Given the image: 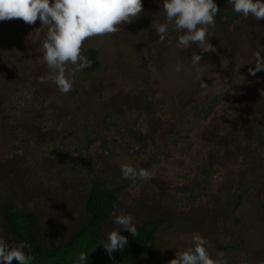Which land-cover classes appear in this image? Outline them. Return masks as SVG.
Returning a JSON list of instances; mask_svg holds the SVG:
<instances>
[{
    "label": "rangeland",
    "instance_id": "obj_1",
    "mask_svg": "<svg viewBox=\"0 0 264 264\" xmlns=\"http://www.w3.org/2000/svg\"><path fill=\"white\" fill-rule=\"evenodd\" d=\"M142 3L139 16L118 32L83 42L81 55L96 50L99 67L72 76L74 66L66 64L68 94L46 80L52 71L42 45L49 26L5 20L0 240L30 250L5 220L1 207L9 201L38 215V243L67 242L86 221L84 204L97 179L118 191L114 214L132 216L137 227L167 220L153 254L131 264H170L196 235L208 240L213 259L257 264L264 260V71L253 76L249 69L255 54H264V20L240 14L228 26L235 12L223 0L222 19L208 30L216 50L194 67L199 46L180 47L184 33L174 24L159 39L164 0ZM122 165L147 170L151 179H125ZM114 218L103 240L118 227Z\"/></svg>",
    "mask_w": 264,
    "mask_h": 264
},
{
    "label": "clouds",
    "instance_id": "obj_2",
    "mask_svg": "<svg viewBox=\"0 0 264 264\" xmlns=\"http://www.w3.org/2000/svg\"><path fill=\"white\" fill-rule=\"evenodd\" d=\"M227 2L235 13L245 18L252 16L257 21L264 20V0ZM142 9V0H0V21L22 19L27 24H35L39 19L42 25L49 26L47 41L42 45L43 58L52 71L46 80L68 94L72 90V82L65 75V65L71 63L74 66L72 76L90 66V62L81 55L83 42L91 37L118 32L120 25L131 23ZM163 11L165 21L156 29L160 41L166 39L169 25L174 24L184 33L179 37L180 47L199 46L198 54L191 56L194 67L203 60V53L216 50L208 42L209 27L214 26L220 11L216 0H164ZM253 64L255 66L249 69L251 75L264 71V54L256 53ZM176 70L180 71L179 65ZM46 80L41 78L42 83ZM121 172L125 179H151L149 171L129 165H122ZM114 215L113 223L118 227L101 242L109 256L122 251L128 244L121 230L133 236L137 233L132 216ZM208 243L206 238L194 236L193 247L177 253L170 264H226L222 256L217 259L211 257ZM14 259L18 264H31L32 257L25 253L24 245L15 246L0 240V264H12ZM78 259L81 264H87L88 254L81 253Z\"/></svg>",
    "mask_w": 264,
    "mask_h": 264
},
{
    "label": "trees",
    "instance_id": "obj_3",
    "mask_svg": "<svg viewBox=\"0 0 264 264\" xmlns=\"http://www.w3.org/2000/svg\"><path fill=\"white\" fill-rule=\"evenodd\" d=\"M217 5L220 11L216 15L215 21L219 24L222 19L223 0H217ZM239 15L228 13L226 21L228 26L232 25ZM6 27V22L0 21V36ZM83 56H88L91 59V65L84 68L83 72L91 73L99 67L96 50L90 49ZM117 201V190H109L103 187L99 180L92 179L84 204L85 223L71 235L67 242L53 248L37 242L38 215L21 212L14 203L9 201L3 203L1 208H3L5 220L13 234L30 246V250L26 254L32 257L31 264H81L78 259L81 253L88 254L87 264H131L143 255L153 254L151 244L156 240L159 228L167 220L153 219L143 222L137 227L136 236L128 232V244L125 248L109 256L101 242L107 223L117 208ZM12 264H18V262L14 259ZM257 264H264V260H260Z\"/></svg>",
    "mask_w": 264,
    "mask_h": 264
}]
</instances>
